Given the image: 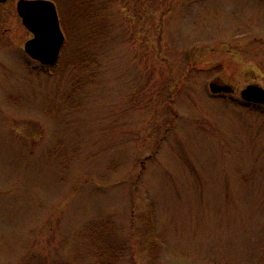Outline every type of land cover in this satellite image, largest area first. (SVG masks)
I'll list each match as a JSON object with an SVG mask.
<instances>
[{
  "label": "rangeland",
  "instance_id": "1",
  "mask_svg": "<svg viewBox=\"0 0 264 264\" xmlns=\"http://www.w3.org/2000/svg\"><path fill=\"white\" fill-rule=\"evenodd\" d=\"M17 1L0 4V264H264V107L240 104L264 89V0H51V69Z\"/></svg>",
  "mask_w": 264,
  "mask_h": 264
},
{
  "label": "water",
  "instance_id": "2",
  "mask_svg": "<svg viewBox=\"0 0 264 264\" xmlns=\"http://www.w3.org/2000/svg\"><path fill=\"white\" fill-rule=\"evenodd\" d=\"M7 0H0L4 4ZM16 13L22 26L32 35L24 44L25 54L43 67H53L59 60L64 44V35L60 29L56 7L50 0H18ZM211 94L230 93V87L209 84ZM240 98L246 103L264 106V89L248 85Z\"/></svg>",
  "mask_w": 264,
  "mask_h": 264
},
{
  "label": "flooded vegetation",
  "instance_id": "3",
  "mask_svg": "<svg viewBox=\"0 0 264 264\" xmlns=\"http://www.w3.org/2000/svg\"><path fill=\"white\" fill-rule=\"evenodd\" d=\"M29 34V33H28ZM30 35V34H29ZM32 38V35H30V39ZM64 46V45H63ZM216 85H218V86H221V87H227V85H225V84H220V82H214ZM233 92V90H232V88H231V92H230V94ZM225 95H227V94H224V93H220L219 95H217V96H220L221 98L222 97H224Z\"/></svg>",
  "mask_w": 264,
  "mask_h": 264
},
{
  "label": "trees",
  "instance_id": "4",
  "mask_svg": "<svg viewBox=\"0 0 264 264\" xmlns=\"http://www.w3.org/2000/svg\"><path fill=\"white\" fill-rule=\"evenodd\" d=\"M51 68H53V67H50L49 69H51ZM252 107H255V106L253 105Z\"/></svg>",
  "mask_w": 264,
  "mask_h": 264
}]
</instances>
